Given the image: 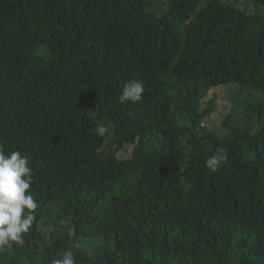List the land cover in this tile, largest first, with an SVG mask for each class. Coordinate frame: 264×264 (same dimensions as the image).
I'll return each instance as SVG.
<instances>
[{
    "label": "trees",
    "instance_id": "16d2710c",
    "mask_svg": "<svg viewBox=\"0 0 264 264\" xmlns=\"http://www.w3.org/2000/svg\"><path fill=\"white\" fill-rule=\"evenodd\" d=\"M258 10L264 0H0V141L30 156L39 205L0 264L68 250L75 264H264V101H239L245 87L264 95ZM130 77L146 86L136 105L118 100ZM218 149L227 160L210 172Z\"/></svg>",
    "mask_w": 264,
    "mask_h": 264
},
{
    "label": "clouds",
    "instance_id": "9594fccd",
    "mask_svg": "<svg viewBox=\"0 0 264 264\" xmlns=\"http://www.w3.org/2000/svg\"><path fill=\"white\" fill-rule=\"evenodd\" d=\"M264 13L258 10V14ZM193 85L192 82L184 84L185 88ZM254 92L259 96L252 104L264 101V95L255 89L245 87L239 99L245 103L244 92ZM146 86L137 77H130L123 82L118 100L122 104L136 105L144 100ZM247 124H251L246 121ZM95 134L101 139H108L116 143L112 125L109 121L97 120ZM227 160L224 149H218L209 157L205 165L210 172H216ZM31 158L19 148L10 149L0 141V250H3L11 242L23 244V235L28 233L35 219V210L38 203L29 189L33 182ZM52 264H75L74 253L65 251L61 259L53 260Z\"/></svg>",
    "mask_w": 264,
    "mask_h": 264
},
{
    "label": "rangeland",
    "instance_id": "374dc122",
    "mask_svg": "<svg viewBox=\"0 0 264 264\" xmlns=\"http://www.w3.org/2000/svg\"><path fill=\"white\" fill-rule=\"evenodd\" d=\"M191 87V85H189V88ZM185 90L187 91L188 90V88H185ZM228 91H226V92H229L230 94H231V96H232V99L234 100V94H236L239 90H235V89H227ZM212 95H214V97H215V99H214V102H213V104H214V106H221L225 101H226V99H225V97H224V93L222 92V90H219V91H217V92H213L212 94H211V96ZM244 99H245V103H244V105H249L253 100H257L258 98H259V96L258 95H256L254 92H249V91H245L244 92V97H243ZM207 106H208V104L207 103H203L202 105H201V108L204 110V109H206L207 108ZM244 123H246V122H244ZM132 145H130V144H127V145H125V147L122 149V150H120L118 153H117V157L118 158H121V159H124V158H126V159H128L130 156H131V152H132ZM148 148H151V146L150 145H148ZM123 180L122 179H120L119 181H118V184L116 185V193L118 194V195H122L123 194V191L122 190H124L126 193H127V189H128V187H129V183H127L126 184V186L125 187H121V182H122Z\"/></svg>",
    "mask_w": 264,
    "mask_h": 264
}]
</instances>
